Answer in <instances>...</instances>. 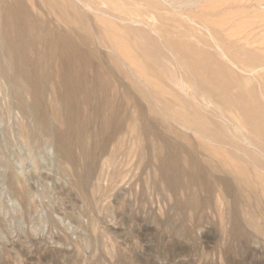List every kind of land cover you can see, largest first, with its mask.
<instances>
[{"label": "rangeland", "instance_id": "1", "mask_svg": "<svg viewBox=\"0 0 264 264\" xmlns=\"http://www.w3.org/2000/svg\"><path fill=\"white\" fill-rule=\"evenodd\" d=\"M24 1L32 20L11 35L26 62L11 61L0 39V264H264V155L253 146L261 161L246 153L247 130L206 97L194 102L206 123L221 124L237 142L164 108L192 111L166 72L173 65L163 30L207 36L198 18L186 21L189 35L162 29L156 12L139 15L142 22L106 15L117 32L146 29L156 59L141 46L120 52L99 11L78 0L92 38L64 45L73 24L43 0ZM220 1L232 13H264L256 0L210 3ZM164 2V17L184 7Z\"/></svg>", "mask_w": 264, "mask_h": 264}, {"label": "bare ground", "instance_id": "2", "mask_svg": "<svg viewBox=\"0 0 264 264\" xmlns=\"http://www.w3.org/2000/svg\"><path fill=\"white\" fill-rule=\"evenodd\" d=\"M78 1L83 6L94 7L99 11L105 29L112 32L107 40L120 52L127 50L130 45L141 46L145 52L156 59L160 57V51L155 38L146 29L122 25L121 29L128 30L131 35L117 32L115 30L117 26L106 15L142 22L139 15L156 12L159 18L163 19L161 20L162 29L178 27L185 32H190L189 35H192L194 29L186 21H192L196 16L198 23L206 29L207 36L198 32L191 39L178 31L179 35L174 37L168 33L169 29L163 30L164 45L170 51V60L173 65L168 66L166 72L177 87L188 95L187 98H183L176 89L174 90L184 105L192 106V111L187 114L180 109V106L171 108L164 105V108L175 120L192 126L204 134L237 142L236 134L226 132L221 124L212 121L214 126L210 127L206 123L207 120H204V115L194 103L199 96L206 97L213 104L216 113L227 116L238 125L236 127L240 132L243 128L247 130L244 151L256 161H261L251 147L259 148L264 155V13L254 12V16L250 17L245 15L248 12L246 10H240L238 13L223 10L221 1L215 5L210 3L212 0H178L180 5L184 6L181 8V13L164 17L165 15H161L159 10L168 8L164 2L166 0H160L161 2L143 0L144 8L137 6L133 8L137 0ZM203 1L206 2V6L197 8ZM232 2L234 0L230 2L228 0L227 3ZM43 3L46 9L53 11L58 18L73 24L74 28L69 29L67 33L70 35L69 42L64 45L75 48L72 38L82 44H88L91 41L90 28L83 20L86 14L78 3L73 0H43ZM129 3L132 5L128 6ZM256 3L262 5L264 0H256ZM28 6V2L26 4L24 0L9 2L0 0V39L9 50L11 61L26 62V58L20 52L18 39L12 37L11 32L19 31L23 20H32ZM169 7L176 8L172 4ZM183 16L185 18L181 20L179 17ZM212 16H216V19H212ZM49 31V29H43L42 32H46L47 35ZM47 45L53 46V40L48 39ZM66 47L62 46V48ZM128 58L134 60L133 55L129 53ZM175 71L180 73L176 81L172 77ZM36 78L41 79V76Z\"/></svg>", "mask_w": 264, "mask_h": 264}]
</instances>
